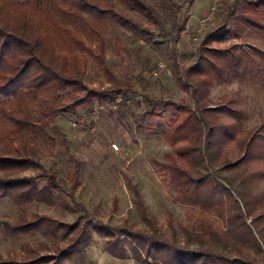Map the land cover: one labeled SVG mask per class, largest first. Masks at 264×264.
I'll list each match as a JSON object with an SVG mask.
<instances>
[{"label":"trees","instance_id":"16d2710c","mask_svg":"<svg viewBox=\"0 0 264 264\" xmlns=\"http://www.w3.org/2000/svg\"><path fill=\"white\" fill-rule=\"evenodd\" d=\"M116 1L128 14L160 27L152 0ZM236 5L221 13H228L229 22L196 40L191 62L180 69L178 85L192 104L156 100L143 93L148 106L138 116V126L158 104L173 109L166 124L147 125L171 145L165 164L170 182L184 201L214 212L226 223L221 231L212 224L182 227L180 240L170 219L169 233L158 228L128 177L127 187L145 228L126 220L104 222L97 208L90 210L78 201L81 161L70 153L63 135L59 137L73 161L72 171L62 179L41 158L56 156L55 120L74 117L78 107H90L102 99L114 102L119 97L118 106H125L128 95L137 92L135 84L128 77L118 78L107 62L108 25L145 35L154 44L160 36L174 34L178 40L184 29L175 25L172 33L161 28L155 34L118 10L112 0H0V198L20 208L13 221L0 219L3 238L20 243L19 249L9 248L5 256L0 253V264H65L67 260L85 264L93 234L103 238V251L110 256L143 264H239L241 256L243 264H255L251 253L264 260V207L253 213L256 201L249 197L245 180L255 173L241 169L252 158L250 139L239 142L240 158L217 165L222 144L233 137L221 115L237 112L212 107L208 97L211 82L226 73L247 77L264 71V53L241 49L239 43L226 45L232 30L235 38L246 27L264 31V0L247 1L238 10ZM89 61L106 77L105 89H92L84 82ZM30 204L76 215L68 221L37 211L27 213L24 206Z\"/></svg>","mask_w":264,"mask_h":264},{"label":"rangeland","instance_id":"374dc122","mask_svg":"<svg viewBox=\"0 0 264 264\" xmlns=\"http://www.w3.org/2000/svg\"><path fill=\"white\" fill-rule=\"evenodd\" d=\"M116 8L127 13L116 0H112ZM186 0H152L158 11L160 27L149 24L138 15L128 14L136 22L155 33H172L175 25L184 29L177 37L156 38L159 43H151L147 36L135 34L119 26L108 25L105 33L106 59L113 67V73L120 79L128 77L135 84L136 93L128 95L125 106H118L116 101H95L92 106H80L73 117L58 118L52 125V133L56 136L55 157L42 155L44 166H52L64 179L73 169V161L64 151V143L70 153L81 161L80 182L76 189V199L88 209L97 208L99 218L110 224L126 220L137 228H145L134 205L133 194L127 187L126 177L130 178L139 189L149 215L155 217L158 228L169 233L168 219L171 220L178 239L183 240L182 227L191 229L195 226L212 224L221 231L226 223L214 212L204 211L196 204L183 200L178 190L169 180L165 164L172 153L171 145L151 129L148 124H166L173 109L164 104L153 108V114L138 126V116L148 106L143 93L156 100L180 103L182 100L192 104L191 97L180 88L177 82L180 69L191 62L192 53L196 48L195 36L201 40L206 31H211L222 22H229L228 13L222 16L233 3L236 9L250 0H220L212 19L198 34L197 29L202 16L207 14L213 0H193L190 5ZM257 1V0H251ZM185 3V4H184ZM182 5V6H181ZM181 7V8H180ZM190 13L187 21L185 15ZM162 28V29H161ZM234 31L228 36L226 45L239 43L241 49H257L264 53V31L246 27L243 34L235 38ZM255 73H257L255 71ZM254 72L247 77H239L226 73L211 82L209 101L212 107H226L232 113H223L221 119L233 131V137L221 146L218 156L220 165L240 158L239 142L250 139L252 158L248 166L242 165L247 174L252 171L253 177L245 180L249 188L250 198L256 201L253 213L264 207V71ZM84 82L89 88L103 90L107 87L106 77L92 61H89ZM59 135L65 137L63 143ZM116 144L117 149L112 147ZM220 161H222L220 163ZM225 174V173H224ZM222 183V177L218 178ZM113 199L116 200L113 205ZM27 213L37 211L53 217L71 221L76 213L61 209H51L44 205L30 204L24 206ZM20 208L6 198H0V219L13 221L17 218ZM250 219H248L249 221ZM19 241L3 238L0 229V253L5 256L9 248L19 249ZM104 240L93 234L87 251L85 264L94 261L103 263ZM255 264H264L257 255ZM131 259L132 263L136 260ZM92 261V262H91ZM243 264L245 258H240ZM68 264H73L69 262ZM161 264V263H160Z\"/></svg>","mask_w":264,"mask_h":264},{"label":"built area","instance_id":"2783aa9c","mask_svg":"<svg viewBox=\"0 0 264 264\" xmlns=\"http://www.w3.org/2000/svg\"><path fill=\"white\" fill-rule=\"evenodd\" d=\"M220 0H213V3H212V5H211V8H210V10H209V12L206 14V15H204V16H202L201 17V19H200V21H199V26H198V29H197V33L198 34H200V32L207 26V24L210 22V20L212 19V15H213V13H214V11H215V9H216V4L219 2ZM197 38H198V35L197 36H195V40H197ZM119 98H117V100H118ZM112 147L113 148H115V149H117V146H116V144H112Z\"/></svg>","mask_w":264,"mask_h":264},{"label":"crops","instance_id":"0c3cea01","mask_svg":"<svg viewBox=\"0 0 264 264\" xmlns=\"http://www.w3.org/2000/svg\"><path fill=\"white\" fill-rule=\"evenodd\" d=\"M101 256H102V261H103V263H101V264H143V263H140L138 261H136L135 263H132L131 259H129V258H126V259H118V258L112 257L110 255L109 256H110L111 259H108L107 257H105V255H103V253L101 254ZM88 257H90L89 253H88ZM69 262H72V261L67 260L65 262V264H68ZM91 264H100V263H97L96 261H94ZM153 264H160V263L159 262H156V263H153Z\"/></svg>","mask_w":264,"mask_h":264}]
</instances>
